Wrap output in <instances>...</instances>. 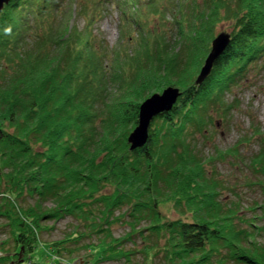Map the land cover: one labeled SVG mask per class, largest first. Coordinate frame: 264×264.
I'll list each match as a JSON object with an SVG mask.
<instances>
[{"label":"trees","instance_id":"trees-1","mask_svg":"<svg viewBox=\"0 0 264 264\" xmlns=\"http://www.w3.org/2000/svg\"><path fill=\"white\" fill-rule=\"evenodd\" d=\"M104 2L9 0L0 10V216L15 245L31 246L53 228L46 221L69 216L70 231L50 243L62 258L86 249L95 262L140 253L138 264H264V244L242 225L253 226L254 217L219 198L213 164L238 157L237 145L250 136L224 150L213 145L207 155L200 147L213 114L233 105L225 93L264 52V0H115L122 19L141 17V26L155 13L163 25L175 9L179 38L168 42L164 30L136 40L127 34L133 45L112 56L93 27ZM73 11L84 19L80 28L69 23ZM221 22L229 42L194 83ZM167 85L179 88L176 101L130 149L141 99ZM252 128L259 146L247 166L262 177L264 195L263 132ZM27 198L33 201L23 204ZM260 207L264 215V199ZM118 223L129 229L114 236ZM86 238L94 241L80 243Z\"/></svg>","mask_w":264,"mask_h":264},{"label":"rangeland","instance_id":"rangeland-1","mask_svg":"<svg viewBox=\"0 0 264 264\" xmlns=\"http://www.w3.org/2000/svg\"><path fill=\"white\" fill-rule=\"evenodd\" d=\"M103 5L102 17L93 24V27L94 33L101 38L103 44H105L104 48L107 56H112V53L114 51L118 52L122 46L130 48L133 45L132 40L126 39L124 37L125 35L130 34L133 40H136L137 38L139 39L141 33L145 34L148 29L152 33L164 30L165 32L162 33L165 35L168 42H174V44L178 42L174 41L178 40L179 37L177 35V22H175V18H173L175 9L171 8V6V9L165 13L166 19L163 20V25L160 24L159 14L155 13L151 14L150 21L146 26H141L139 25V22L142 21L141 17H135V15H133L128 22L122 19L123 13L115 0H105ZM178 17L179 15H177L176 18ZM72 21L75 22L78 28L82 27L84 24L83 17L81 15H75L74 11L72 12L69 23ZM227 25L226 22L218 23L214 29L213 37L219 32L228 33L229 28ZM144 34L142 37H145ZM212 38L209 40V45H211ZM206 54L200 59L201 65ZM110 90H113V88H110ZM132 93L133 96L136 95L134 90ZM151 94L152 93L142 98L140 103ZM134 98L139 99L137 96ZM225 99L226 102L233 103L232 107L229 108L225 115L213 114V125H209V131L206 132L209 137L204 142V145H200V147L203 153L207 155L213 152V145L224 150L237 144V141L243 136H250L248 141H243L237 145L238 157L232 158L229 155L223 160H215L213 164L217 172L216 176L223 185L222 188L219 187V198L227 203L230 201L231 205L237 209L239 216L244 218L254 217L253 226H248L244 224V222L242 225L247 226L249 229L252 228L255 242L259 245H263L264 215L262 214L263 208L260 206L263 202L264 195L259 186L262 177L252 173L247 163L248 156L255 152L259 146V136L250 135L253 130V124L259 126L260 130L263 132L262 135L264 138V52L244 66L241 75L236 77L229 91L225 93ZM32 201V199L27 198L22 203L26 204ZM49 204L50 202H47V205ZM169 212V216H176L174 210L171 209ZM4 221L5 218L0 216V254H3L1 257L3 259H1L0 264H60L61 262L67 264H74L77 262L80 264H138L141 260V254L135 253L132 255V260L129 262L123 260L95 262L94 258L86 256V249H81L77 256L72 258L57 256L54 251L55 247L51 246L50 243L53 240L62 238L66 232L70 231L74 220L69 216L59 218L55 222L46 221L48 224H52L53 228L41 230L38 234L39 240L27 248L22 245H15L12 236L9 235V226L4 225ZM128 229L129 227L126 223L114 224L112 226V234L114 236H119L128 231ZM90 240L94 241L93 238H86L82 239L80 243ZM132 241L135 243V246H140L142 244L139 236H134ZM132 241L127 243L128 247L132 246ZM226 251V249L221 250L222 253ZM88 260L91 263H88ZM225 264H235V262L229 260Z\"/></svg>","mask_w":264,"mask_h":264},{"label":"water","instance_id":"water-1","mask_svg":"<svg viewBox=\"0 0 264 264\" xmlns=\"http://www.w3.org/2000/svg\"><path fill=\"white\" fill-rule=\"evenodd\" d=\"M7 1L8 0H0V9L4 3H7ZM228 36V33L219 32L212 38L210 49L206 54L203 63L194 79L195 83H200L207 76L213 61L225 49L228 43ZM178 95V88L168 85L160 92L152 93L139 104L137 123L128 133L126 138L130 149L144 144L147 139V130L151 119L161 112L168 111L172 107ZM60 264L67 263L61 262Z\"/></svg>","mask_w":264,"mask_h":264},{"label":"flooded vegetation","instance_id":"flooded-vegetation-1","mask_svg":"<svg viewBox=\"0 0 264 264\" xmlns=\"http://www.w3.org/2000/svg\"><path fill=\"white\" fill-rule=\"evenodd\" d=\"M3 256V254H0V261H1V257ZM79 262H77V263H74V264H78Z\"/></svg>","mask_w":264,"mask_h":264}]
</instances>
